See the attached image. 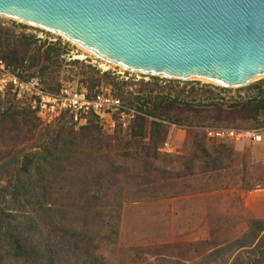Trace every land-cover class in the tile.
Masks as SVG:
<instances>
[{
  "label": "rangeland",
  "instance_id": "obj_1",
  "mask_svg": "<svg viewBox=\"0 0 264 264\" xmlns=\"http://www.w3.org/2000/svg\"><path fill=\"white\" fill-rule=\"evenodd\" d=\"M0 27L7 28L15 37L22 33L35 39L28 53L36 58L37 63L30 65L33 59L27 58L23 61L24 67L19 65L15 68L23 76L35 73L42 77L45 86L53 89L87 88L93 83V90L110 89L123 102H131L127 104L134 111L131 117L116 118L113 113L101 118L97 116L95 121L102 137L113 143L107 149L110 158L115 157L118 151L116 147L124 146L116 144L115 140L119 139L124 144L129 139L131 121L141 116L135 108L142 99L135 97L147 93L178 96L190 103L188 106L180 103L171 110L173 117L179 119V124L161 121L163 126L156 139L160 153L187 158L195 151L194 133H202L205 127L242 131L256 127L264 119V113L257 121L241 118L228 106L232 100L243 97L245 89L227 87L228 90H219L218 85L201 80L175 81L133 71L120 73L121 69L49 31L5 16H0ZM48 39H53L52 42L61 47L57 61L51 65L42 56L47 44L51 43ZM14 48L11 51L18 52V48ZM0 49V59H3L2 54L6 55L9 48ZM80 55L83 57L79 58ZM41 66H47V69L41 71ZM100 68H107L104 72L108 76L102 74ZM110 76L121 82L119 94L108 82ZM7 106L23 107L10 95H5L0 98V109ZM31 115L36 125L35 136L57 122L55 118L49 122L42 121L33 112ZM110 118L115 119L113 126L109 125ZM67 119L73 123L72 117L69 119L67 115L61 121ZM150 119L145 117L142 143L149 142ZM84 123L75 122L74 128ZM33 139L35 137L31 141ZM213 140L232 142L230 167L169 179L161 177L159 171L143 183L133 173L141 170V162L127 159L123 163L129 177L122 175L124 172L114 174L120 182L106 193L108 198L105 200L110 202L108 208L113 207L110 223L115 232L109 238H95L92 252L97 260L107 264H229L238 249L226 251L223 255L215 256V259L208 253L217 247L230 245L246 233L247 220L264 217V139L252 142L247 135L240 134L234 138ZM116 158L120 162L118 156ZM157 164L161 165L162 162L156 163V168ZM175 165L174 171H178L181 165L177 162ZM100 232L108 233L105 224Z\"/></svg>",
  "mask_w": 264,
  "mask_h": 264
},
{
  "label": "trees",
  "instance_id": "obj_2",
  "mask_svg": "<svg viewBox=\"0 0 264 264\" xmlns=\"http://www.w3.org/2000/svg\"><path fill=\"white\" fill-rule=\"evenodd\" d=\"M33 41L32 35L20 33L15 37L7 28L0 27V47L9 48L1 57L7 59L4 62L9 69L24 67L23 61L27 58L33 59L30 65L37 63L28 53ZM55 44L48 43L43 50V59L49 65L57 61L61 52L59 44ZM14 47L18 52L11 51ZM47 66H41L40 70ZM102 74L108 76L105 72ZM19 75L26 78L36 74L23 76L19 72ZM36 76L46 89L58 90L45 86L42 77ZM108 82L113 84L117 94L121 92V82L114 76H110ZM92 86L93 83L86 88L88 96L97 90ZM217 88L228 90L222 86ZM235 89H245V94L229 103L233 113L247 120H259L264 113V78ZM111 93L120 99L115 92ZM5 95L10 94H0V98ZM135 98L142 99L135 108L141 116L136 115L131 121L129 139L124 144L115 140L116 144L124 146L116 147L114 158L107 153L113 143L102 137L95 122L98 117L93 113H88L85 123L76 129L74 121H61L66 115L70 119L71 115L61 113L52 128H45L35 136L32 109L27 106L0 109V264H107L93 254L94 240L99 236L109 238L115 232L110 223L113 207L108 208L110 202L105 201L106 193L120 182L114 174L127 173L128 169L123 167L127 159L141 162V170L133 173L143 183L159 171L161 177L169 179L231 166L232 142L214 141L204 131L194 133L195 151L187 158L158 152L156 139L163 126L161 121L179 124L171 110L180 103L186 106L190 103L178 96L158 93ZM120 101L124 106L131 104ZM145 117L151 118L149 142L142 143ZM263 125L264 119L253 128ZM174 161L181 165L178 171H174ZM158 162L162 164H157L156 168ZM103 224L108 233L100 232ZM247 229L230 245L217 247L208 255L215 259L234 248L238 252L229 264H264V217L247 220Z\"/></svg>",
  "mask_w": 264,
  "mask_h": 264
},
{
  "label": "water",
  "instance_id": "obj_3",
  "mask_svg": "<svg viewBox=\"0 0 264 264\" xmlns=\"http://www.w3.org/2000/svg\"><path fill=\"white\" fill-rule=\"evenodd\" d=\"M0 16L141 74L229 88L264 78V0H0Z\"/></svg>",
  "mask_w": 264,
  "mask_h": 264
},
{
  "label": "built area",
  "instance_id": "obj_4",
  "mask_svg": "<svg viewBox=\"0 0 264 264\" xmlns=\"http://www.w3.org/2000/svg\"><path fill=\"white\" fill-rule=\"evenodd\" d=\"M49 40L52 42L53 39ZM107 68L99 70L104 72ZM117 68L121 69L120 73L129 71L121 67ZM0 94H10L22 106L32 109L39 119L45 122L53 120L64 112L70 114L76 123L84 122L88 113H93L100 118L113 113L116 118H129L134 112L122 105L120 99L113 95L110 89L99 88L91 96L87 95L86 88H60L57 91H50L42 85L38 76L32 75L23 78L19 75L18 70L9 69L2 59H0ZM114 124L115 119L110 118L109 125L113 126ZM204 131L208 137L212 138L229 139L244 134L252 142H260L264 139V125L242 131L205 127Z\"/></svg>",
  "mask_w": 264,
  "mask_h": 264
},
{
  "label": "bare ground",
  "instance_id": "obj_5",
  "mask_svg": "<svg viewBox=\"0 0 264 264\" xmlns=\"http://www.w3.org/2000/svg\"><path fill=\"white\" fill-rule=\"evenodd\" d=\"M53 33V32H52ZM56 34V33H55ZM74 44V43H73ZM76 46H78L79 48H81L82 50H84L86 53H89V54H92L90 51H88V50H86V49H84L83 47H81V46H79V45H77V44H75ZM93 55V54H92ZM94 57H96V58H98V59H100L98 56H96V55H93ZM79 58H81V57H83V55L81 56H78ZM100 60H102V61H104L105 63H107V64H109V65H113L112 63H109V62H107V61H105L104 59H100ZM115 66V65H114ZM123 69V68H122Z\"/></svg>",
  "mask_w": 264,
  "mask_h": 264
}]
</instances>
